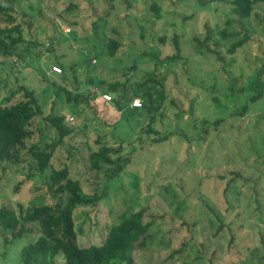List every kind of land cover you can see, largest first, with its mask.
Here are the masks:
<instances>
[{
    "label": "rangeland",
    "instance_id": "374dc122",
    "mask_svg": "<svg viewBox=\"0 0 264 264\" xmlns=\"http://www.w3.org/2000/svg\"><path fill=\"white\" fill-rule=\"evenodd\" d=\"M6 1L14 21L0 15V27L18 25L24 42L19 57L0 58V107L23 102L24 87L41 109L27 145L58 139L48 116L61 117L72 133L43 173L28 150L18 164H0V208L58 207L63 196L50 176L67 167L85 194L103 197L75 211L80 247L101 245L112 226L146 208L154 225L134 252L135 264H264V90L250 100L264 66V1L248 18L236 15L230 0ZM206 37L199 49L194 39ZM110 40L119 45L114 56ZM177 54V62L162 61ZM150 78L166 96L163 103L153 97L154 135L144 133L147 114L123 119L127 109H141V96L155 87L142 88ZM60 88L98 97L69 104ZM133 92L137 99L118 111L113 102ZM102 146L132 160L111 181L105 168L90 166ZM39 235L7 247L0 238V264H20L21 249Z\"/></svg>",
    "mask_w": 264,
    "mask_h": 264
},
{
    "label": "trees",
    "instance_id": "16d2710c",
    "mask_svg": "<svg viewBox=\"0 0 264 264\" xmlns=\"http://www.w3.org/2000/svg\"><path fill=\"white\" fill-rule=\"evenodd\" d=\"M12 1V0H11ZM264 0H230L234 7V13L242 18H248L253 11V6ZM9 1L0 3V15L3 16L5 23L14 21L11 16L12 6ZM227 35L224 34V38ZM209 41L206 37L202 42L194 39L199 49ZM21 29L18 25L12 28L0 27V58L12 59L17 57L16 49L23 43ZM175 49L179 53L180 46L175 39ZM245 43V40H239L232 43L228 48V54H234ZM216 46H220V42L215 41ZM118 43L110 40L108 45L109 53L114 56ZM197 49V48H196ZM197 49V50H199ZM19 57V56H18ZM180 60L179 55L166 57L162 61L177 62ZM57 64V63H56ZM59 65V63L57 64ZM60 66V65H59ZM58 69H56L57 71ZM59 71V70H58ZM263 69L256 72L255 89L257 94L251 97V102H256L262 96L264 90V82L260 79ZM56 74V73H53ZM57 75V74H56ZM142 88L148 84L155 86L150 92L144 93L141 97L145 100L140 105L141 109H127L130 106L132 99H137V94L131 93L129 97L122 96L116 100L115 106L118 111L126 110L130 121L136 120V115L147 114L149 124L144 128L146 135H154L156 132L153 125L156 123L153 115V97L163 103L166 100L164 88L161 82L152 78L147 79L142 85ZM140 88V87H139ZM65 93L66 101L79 105V103H88L89 99L96 100L98 96L95 94L88 97L80 94H71L65 89H61ZM113 86L107 93H115ZM24 101L14 106L0 107V164L4 163L7 166L18 164L20 162L21 152L28 150L36 165V171L43 173L50 168V162L58 147H60L64 139L69 136L72 131L63 124V119L56 116H48L44 119L50 128L54 129L58 135V139L50 143L40 145L31 143L27 145V141L33 135L31 130L32 121L41 114L40 106L32 91L22 88ZM111 101V97H109ZM144 104V105H143ZM158 110V107L156 108ZM246 110L244 107L243 111ZM130 117V118H129ZM223 122L218 120L213 123L214 128ZM207 131L208 124L203 122ZM167 135L152 141L154 144H160L166 141ZM91 169L101 171L104 168V178L111 181L117 178L128 166L132 160L129 155H120L113 149L102 146L97 152L89 157ZM239 177L238 173H234ZM51 183L56 188V194L63 196L61 204L54 208L50 206H38L24 209L19 205L18 210L8 206L0 208V238L4 247L16 245L15 243L24 237H31L40 232L35 241L24 246L19 255L20 264H57L61 261L63 264H135L134 252L137 248H144V238L153 227V219L148 221L146 208H141L137 212L125 217L117 225L109 229L108 235L99 246L80 247L77 244V233L74 223V214L78 208L95 207L102 200V194H85L81 185L71 179L69 170L64 167L55 170L50 176Z\"/></svg>",
    "mask_w": 264,
    "mask_h": 264
}]
</instances>
